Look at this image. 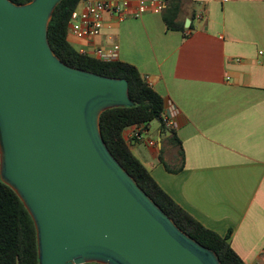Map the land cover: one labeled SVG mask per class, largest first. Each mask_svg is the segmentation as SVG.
<instances>
[{
    "label": "water",
    "instance_id": "water-1",
    "mask_svg": "<svg viewBox=\"0 0 264 264\" xmlns=\"http://www.w3.org/2000/svg\"><path fill=\"white\" fill-rule=\"evenodd\" d=\"M60 1L0 0V173L35 221L40 264H222L109 150L100 116L133 105L129 83L55 54Z\"/></svg>",
    "mask_w": 264,
    "mask_h": 264
},
{
    "label": "crops",
    "instance_id": "crops-1",
    "mask_svg": "<svg viewBox=\"0 0 264 264\" xmlns=\"http://www.w3.org/2000/svg\"><path fill=\"white\" fill-rule=\"evenodd\" d=\"M178 20L184 30L169 29L163 14L124 21L108 14L94 39L118 44L119 59L178 112L174 129L160 128L158 142H148V155L135 153L138 125L124 137L181 207L231 233L247 264H264V0H185ZM72 38L78 49L91 47Z\"/></svg>",
    "mask_w": 264,
    "mask_h": 264
},
{
    "label": "trees",
    "instance_id": "trees-1",
    "mask_svg": "<svg viewBox=\"0 0 264 264\" xmlns=\"http://www.w3.org/2000/svg\"><path fill=\"white\" fill-rule=\"evenodd\" d=\"M11 1L26 4L33 0ZM80 1L61 0L58 3L49 22L48 39L55 54L67 65L102 76L125 78L128 81L133 105L113 107L102 112L100 116L101 133L109 150L155 203L185 233L212 249L222 264H247L233 249L229 240L231 233L222 236L205 227L160 186L149 169L131 150L124 137L125 129L131 125L141 124L148 129L149 124L155 120L164 127V99L135 65L120 59L105 62L89 54H83L74 46L68 27L71 14ZM184 1L168 0V8L163 13V18L169 29H185L184 22L178 20L182 14ZM171 136L178 143L175 132ZM179 143L181 144L180 141ZM181 153L183 162V150ZM161 160L163 161L162 157ZM166 167L171 170L168 165ZM0 264H40L35 221L17 192L3 181L1 173Z\"/></svg>",
    "mask_w": 264,
    "mask_h": 264
},
{
    "label": "built area",
    "instance_id": "built-area-1",
    "mask_svg": "<svg viewBox=\"0 0 264 264\" xmlns=\"http://www.w3.org/2000/svg\"><path fill=\"white\" fill-rule=\"evenodd\" d=\"M167 8L168 0H81L71 14L68 31L75 39L85 41L88 46H91L79 49L83 54H89L105 62L116 61L120 58L118 44L109 47L94 44V39L103 31L105 16L109 14L116 17L118 21H124L128 18H140L147 13L163 14ZM177 113L172 106L165 108L163 124L166 129H174ZM137 127L133 137L140 141L143 133H146V128L143 124ZM154 143L153 140H149V144Z\"/></svg>",
    "mask_w": 264,
    "mask_h": 264
},
{
    "label": "rangeland",
    "instance_id": "rangeland-1",
    "mask_svg": "<svg viewBox=\"0 0 264 264\" xmlns=\"http://www.w3.org/2000/svg\"><path fill=\"white\" fill-rule=\"evenodd\" d=\"M74 46L77 48H80L82 45H81V42H79V43H75ZM160 128L163 129L161 123L158 120L152 121L149 124V132L143 133V138L141 139V146L138 150L135 151V153H137L138 156H140V153H143L144 155H148V147H149L148 142H149V140H153L155 142H158L159 137H160L158 134V130ZM162 133L164 135V133H165L164 129L162 130ZM171 140L173 142H175L173 139H171Z\"/></svg>",
    "mask_w": 264,
    "mask_h": 264
}]
</instances>
